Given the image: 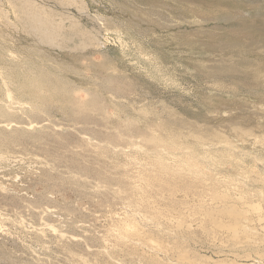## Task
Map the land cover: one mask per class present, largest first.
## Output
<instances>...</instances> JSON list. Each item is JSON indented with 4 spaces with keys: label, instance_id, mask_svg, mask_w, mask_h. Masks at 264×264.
<instances>
[{
    "label": "rangeland",
    "instance_id": "obj_1",
    "mask_svg": "<svg viewBox=\"0 0 264 264\" xmlns=\"http://www.w3.org/2000/svg\"><path fill=\"white\" fill-rule=\"evenodd\" d=\"M16 1L0 0V264H264V240L212 229L243 204L264 235V0H33L94 31L81 51L40 42Z\"/></svg>",
    "mask_w": 264,
    "mask_h": 264
},
{
    "label": "bare ground",
    "instance_id": "obj_2",
    "mask_svg": "<svg viewBox=\"0 0 264 264\" xmlns=\"http://www.w3.org/2000/svg\"><path fill=\"white\" fill-rule=\"evenodd\" d=\"M19 1V2H18ZM57 3H59L60 5H77L79 6L81 4L80 7L83 8L84 13H88L86 10L85 5L81 2V0H55ZM43 5V4H42ZM46 7V6H45ZM45 7L37 4L36 2H34L33 0H17L14 3V8L17 10L16 13H18L21 21H23V24L26 26V28L28 29V31L36 36L40 42H42L43 44H47V45H51V46H56V47H60V45L64 46V47H72L75 50L81 51L82 49L87 48V46H93L92 48H94V46L96 47L97 44L98 46H102L98 43V39L97 36L95 35L94 31H87L80 23V21L75 20V18L72 17H65V19L62 22H58L56 23V19L58 18H63V16L60 15H56L54 12V10H52V7L50 8L52 11L51 12L49 9L47 10ZM79 7V8H80ZM78 8V7H77ZM163 10V9H162ZM82 11V9H81ZM69 12V11H68ZM83 12V11H82ZM63 13V12H62ZM66 15V14H65ZM69 16V14H68ZM56 18V19H55ZM94 20L95 18H93L92 16L90 17V20ZM59 20V19H57ZM99 20V19H98ZM101 28V27H100ZM96 29V28H95ZM94 29V30H95ZM99 31V30H98ZM98 33V32H97ZM100 42V41H99ZM66 48V49H67ZM98 49V47L96 48ZM64 50V49H63ZM84 51V50H83ZM76 52V51H75ZM28 81H26L25 79L22 80L21 82V87L24 89H28V85L27 84ZM0 132H2L3 134H7L6 132H4V130H0ZM9 138L13 139V135L12 134H8ZM5 144H10V141L5 139L4 141ZM1 160V159H0ZM209 173V172H208ZM226 195V194H224ZM223 196V195H222ZM244 196V195H243ZM229 198V197H228ZM222 199V198H220ZM227 199V198H226ZM230 200V199H229ZM240 201V200H239ZM245 201V200H244ZM247 201V200H246ZM242 202V201H241ZM232 203V202H231ZM244 203V202H243ZM235 204V203H234ZM246 204V203H245ZM238 205V204H237ZM243 206V204H242ZM241 206V207H242ZM240 207V206H239ZM240 207V208H241ZM240 208H227L226 209L228 211V213L232 214V217L234 219H237L235 221V223L233 222H214L213 228L212 229H218V230H225L226 232H228L227 234H229V238L230 241L228 242V244L226 245L228 247V245L233 246V247H242V246H249V248L255 246L254 244H257V240H261L263 242L264 240V235H259L256 234V231L254 232L252 229V221L251 217H244L242 219H238L239 214L243 211V212H247L250 215L253 216L254 214V218L259 219L260 215H261V211L260 208L258 207H254L251 208V210L253 211V214L251 213L250 210H247L246 208H242L243 210H240ZM249 208V207H248ZM215 211V209H214ZM214 211L210 214V217L212 219L215 220H220V218H215L214 216ZM200 212V211H199ZM201 214V213H200ZM204 214V212H203ZM166 216V215H165ZM203 216V215H202ZM205 217V216H204ZM244 220V221H242ZM126 221V220H125ZM248 221V222H245ZM258 223L260 220H257ZM245 222V223H244ZM256 222V221H254ZM118 223V222H117ZM122 223V222H121ZM184 223V222H183ZM257 223V222H256ZM255 223V225H256ZM125 225L126 227L128 226V223ZM124 224L122 226H124ZM245 224V225H244ZM259 226V224H258ZM163 227V226H162ZM255 227V226H254ZM123 228V227H122ZM205 228V227H204ZM257 228V227H255ZM206 229V228H205ZM209 229V228H208ZM211 229V230H212ZM216 229V230H217ZM258 229V228H257ZM127 230L129 231V228H127ZM204 230V229H203ZM191 231V230H190ZM213 231V230H212ZM140 232V231H139ZM218 232V231H217ZM214 233V232H213ZM222 233V232H221ZM130 233H128L129 235ZM196 235V234H195ZM144 236V235H143ZM141 237V234H140ZM196 237V236H195ZM214 237V234H213ZM145 238V237H143ZM146 240V239H143ZM147 241V240H146ZM149 241V240H148ZM147 241V242H148ZM257 241V242H256ZM179 242V241H178ZM256 242V243H255ZM182 244V243H181ZM239 244V246H238ZM151 245V244H150ZM263 245V244H262ZM160 246V245H159ZM230 246V247H231ZM244 246V247H245ZM179 247V246H178ZM168 248V247H167ZM247 249V247H245ZM243 248V250L245 249ZM255 248V247H254ZM253 248V249H254ZM256 248H259V244L258 247L256 246ZM238 249V248H237ZM150 250V249H149ZM168 250V249H167ZM251 250V249H250ZM164 251V250H163ZM192 251V250H191ZM171 252V251H170ZM250 253V252H249ZM181 255V254H180ZM203 255V254H202ZM239 257V253L237 254ZM259 256V255H258ZM180 257H183L185 260L182 261H187V263L189 264L190 260V256L188 257V255H181ZM192 257V256H191ZM150 258V257H149ZM194 258V256L192 257ZM250 258H248L249 260ZM178 261V260H177ZM181 261V260H180ZM224 261V260H223ZM221 261V262H223ZM250 261V260H249ZM194 262H195V258H194ZM225 262V261H224ZM231 262V260H230ZM236 262V261H235ZM235 262L233 261V264H235ZM260 262V261H259ZM216 263V262H215ZM227 263V262H226ZM220 264V263H219ZM232 264V263H230ZM238 264V263H236ZM240 264V263H239Z\"/></svg>",
    "mask_w": 264,
    "mask_h": 264
}]
</instances>
